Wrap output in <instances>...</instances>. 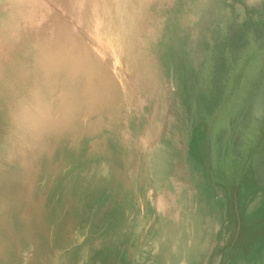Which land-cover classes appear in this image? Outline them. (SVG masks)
<instances>
[{"label":"rangeland","instance_id":"1","mask_svg":"<svg viewBox=\"0 0 264 264\" xmlns=\"http://www.w3.org/2000/svg\"><path fill=\"white\" fill-rule=\"evenodd\" d=\"M122 1L103 84L44 71L0 96V264H131L137 199L147 260L264 264V0ZM37 92L57 118L24 135Z\"/></svg>","mask_w":264,"mask_h":264},{"label":"bare ground","instance_id":"2","mask_svg":"<svg viewBox=\"0 0 264 264\" xmlns=\"http://www.w3.org/2000/svg\"><path fill=\"white\" fill-rule=\"evenodd\" d=\"M121 2L0 0V96L28 86L44 71L58 72L67 81L72 72L84 85L85 80L91 86L103 84L102 76L119 68L116 42L105 27L121 11Z\"/></svg>","mask_w":264,"mask_h":264},{"label":"crops","instance_id":"3","mask_svg":"<svg viewBox=\"0 0 264 264\" xmlns=\"http://www.w3.org/2000/svg\"><path fill=\"white\" fill-rule=\"evenodd\" d=\"M118 145H120V144H118ZM114 151H117V143H116ZM109 166H112V164L102 165V167H104V168L109 167ZM150 187H151V185H150ZM150 203L151 202L148 201V199L144 200V202L138 201V199H137L135 204H133V206H132V204H130L129 207L124 208V210L127 211L125 220L128 221L129 225H131V226L135 225V228H136L135 234L137 235L138 239H137L136 243L134 245H130L128 247V249H126V247L123 248V246H122L121 251H124V252L125 251H128V252L136 251L137 253L144 254L145 251L148 249L145 246L146 238H148L151 235V225H149L148 222L153 219V217L150 214L151 211H153V207L151 206ZM157 210L160 212L161 211L160 207H157ZM145 221H148V222H145ZM126 225L127 224L125 222L124 226L126 227ZM157 229H159V231H160L161 227H157ZM132 235H134V233ZM150 250L151 249H148V251H150ZM142 254H140V256H138L137 259L132 260L131 264H157V262H155L153 260H150V261L147 260V258H144ZM122 262H121V264H123Z\"/></svg>","mask_w":264,"mask_h":264},{"label":"clouds","instance_id":"4","mask_svg":"<svg viewBox=\"0 0 264 264\" xmlns=\"http://www.w3.org/2000/svg\"><path fill=\"white\" fill-rule=\"evenodd\" d=\"M57 118L50 102L37 92L30 100L23 103L18 118V127L24 135H39L46 124Z\"/></svg>","mask_w":264,"mask_h":264}]
</instances>
